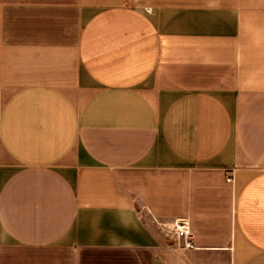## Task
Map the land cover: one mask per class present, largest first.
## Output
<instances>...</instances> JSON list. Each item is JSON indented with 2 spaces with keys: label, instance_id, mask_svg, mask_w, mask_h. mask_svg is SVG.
I'll return each instance as SVG.
<instances>
[{
  "label": "crops",
  "instance_id": "crops-1",
  "mask_svg": "<svg viewBox=\"0 0 264 264\" xmlns=\"http://www.w3.org/2000/svg\"><path fill=\"white\" fill-rule=\"evenodd\" d=\"M0 264H264V0H0Z\"/></svg>",
  "mask_w": 264,
  "mask_h": 264
},
{
  "label": "built area",
  "instance_id": "built-area-1",
  "mask_svg": "<svg viewBox=\"0 0 264 264\" xmlns=\"http://www.w3.org/2000/svg\"><path fill=\"white\" fill-rule=\"evenodd\" d=\"M227 182H233V177L229 176ZM157 224L163 231L165 237L174 242V244L186 249L195 247L191 223L188 218H177L170 223L157 222Z\"/></svg>",
  "mask_w": 264,
  "mask_h": 264
}]
</instances>
